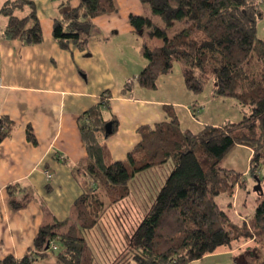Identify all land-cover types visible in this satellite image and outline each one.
Returning <instances> with one entry per match:
<instances>
[{"label": "trees", "instance_id": "1", "mask_svg": "<svg viewBox=\"0 0 264 264\" xmlns=\"http://www.w3.org/2000/svg\"><path fill=\"white\" fill-rule=\"evenodd\" d=\"M140 1L161 19L163 43L143 46L146 64L123 85L121 93L127 94L133 82L155 89L158 77L182 61L181 75L189 92L199 94L212 82L211 94L234 99L242 109L241 118L183 127L176 108L165 105L168 120L153 128L142 126L141 140L126 159L112 160L104 143L111 135L105 136L104 126L111 121L113 134L118 121L104 115V108L109 109V93L104 92L99 103L79 117L87 156L75 172L84 177L86 188L74 201L75 222L65 219L41 225L23 256L0 257V264H38L49 254L58 264H83L87 235L131 194L130 180L170 161L162 186L147 210L124 229V246L110 264H194L219 251H232L230 264H264V193L257 192L252 213L238 212V221L228 212L232 202L224 210L217 201L221 195L231 198L236 186H246L242 173L219 166L233 147L252 149V174L264 165V37L256 35L264 0ZM25 6L30 8L25 15L14 12ZM57 9L53 37L63 47L72 44L83 49L95 29L93 18L117 11V4L115 0H79L73 7L70 0H64ZM1 11L7 16L5 38L27 44L41 41V27L30 1L7 0ZM175 21L182 26L169 36L167 30ZM129 22L140 36L150 37L157 30L150 16L130 14ZM13 128L9 117L0 116V142ZM27 138L35 143L30 128ZM6 191L12 210L25 207L30 199L27 186L19 182L9 184ZM51 242L57 245L56 251Z\"/></svg>", "mask_w": 264, "mask_h": 264}, {"label": "crops", "instance_id": "2", "mask_svg": "<svg viewBox=\"0 0 264 264\" xmlns=\"http://www.w3.org/2000/svg\"><path fill=\"white\" fill-rule=\"evenodd\" d=\"M6 1L0 0V116L9 117L14 128L0 142V257H21L41 225L75 222L74 201L86 188L84 177L75 172L87 156L79 117L99 103L104 92L109 93L104 115L118 121L116 131L104 140L112 160L126 159L141 140L142 126L153 128L168 120L165 105L181 104L194 123L202 122L187 106L190 95L182 75L173 76V67L158 77L155 89L133 82L127 94L121 93L146 64L143 46L163 43L162 30L153 37L140 36L130 24V14L150 16L155 22L140 0H115L117 11L95 16V29L83 49L63 47L53 37L57 6L64 0H28L41 27L40 42L5 38L7 16L1 8ZM70 4L76 7L79 0ZM14 10L25 15L30 8ZM155 24L162 28L159 21ZM178 93L182 98H176ZM28 128L35 143L27 138ZM243 147L249 158L252 149ZM45 171L51 173L50 179ZM16 182L27 186L30 199L25 207L12 210L6 187ZM222 252L232 253L214 254ZM38 264L58 262L49 254Z\"/></svg>", "mask_w": 264, "mask_h": 264}, {"label": "rangeland", "instance_id": "3", "mask_svg": "<svg viewBox=\"0 0 264 264\" xmlns=\"http://www.w3.org/2000/svg\"><path fill=\"white\" fill-rule=\"evenodd\" d=\"M261 16L256 22V35L260 38L264 37V5L260 8ZM160 22L161 19L155 16V22ZM182 26L181 21H175V24L169 28L168 35L172 36ZM156 31L161 32V27L157 25L150 36L153 37ZM161 34V33H160ZM147 42V40H146ZM183 65L182 61L174 62L173 76L181 77L180 67ZM175 80V79H174ZM212 82L199 94H194L188 91L190 97L187 101V106L192 109L194 115L204 123H223L227 121H237L242 116V109L240 105L232 98L228 97H214L211 94ZM186 91V90H185ZM176 98H182L178 95ZM176 110L180 113L181 125L183 127L189 126L195 128L200 124L194 123L191 120L189 112L180 104L176 106ZM249 150L243 146L233 147L227 155L221 160L219 166L226 167L229 170L242 173V179L245 181V187H235L234 194L231 198L226 195H221L217 198L220 205L226 209L228 201L232 202L229 207V214L233 220L241 218L238 212L242 215H249L253 212L257 200V192L255 190L257 180L262 192L264 193V165L260 166L252 174L249 171ZM172 166L171 161L159 168H152L144 172L138 173L129 182L131 194L120 204L109 210L102 218L96 231L87 235V247L84 251L83 264H91V257H93L92 264H110L114 257L122 249L124 229H128L129 225L133 223L139 214L144 213L147 207L152 203L156 192L162 186L166 173L169 172ZM257 175V176H256ZM259 177V178H258ZM118 218V219H117ZM120 219V221H119ZM241 250H236L238 253ZM232 262V253L222 252V254H214L201 259L200 264H230ZM129 264H136L131 261Z\"/></svg>", "mask_w": 264, "mask_h": 264}, {"label": "water", "instance_id": "4", "mask_svg": "<svg viewBox=\"0 0 264 264\" xmlns=\"http://www.w3.org/2000/svg\"><path fill=\"white\" fill-rule=\"evenodd\" d=\"M105 130H104V132H105V136H108V135H111L112 134V123H111V121H108L106 124H105ZM257 185H256V188H255V190H256V192H259V193H261L262 192V190H261V187H260V185H259V180H257Z\"/></svg>", "mask_w": 264, "mask_h": 264}, {"label": "built area", "instance_id": "5", "mask_svg": "<svg viewBox=\"0 0 264 264\" xmlns=\"http://www.w3.org/2000/svg\"><path fill=\"white\" fill-rule=\"evenodd\" d=\"M45 175H46L47 179H50L52 176L51 173L48 171H45ZM50 246H51L52 251H56L58 249L57 245L53 242L50 243Z\"/></svg>", "mask_w": 264, "mask_h": 264}]
</instances>
